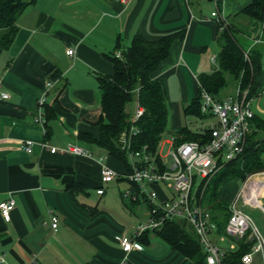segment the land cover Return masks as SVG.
Masks as SVG:
<instances>
[{
	"label": "crops",
	"instance_id": "crops-1",
	"mask_svg": "<svg viewBox=\"0 0 264 264\" xmlns=\"http://www.w3.org/2000/svg\"><path fill=\"white\" fill-rule=\"evenodd\" d=\"M250 1L36 0L22 11L13 42L7 49L0 48V93L8 94L0 98V202L14 200L9 220L0 215V252L7 264H196L152 231L138 241L139 248L121 250L113 236H132L135 227L148 220L149 203L138 186L121 175L130 172L128 156L125 162L118 160L79 133L97 137L94 122L101 115L97 76L112 74L109 55L121 53L136 33L148 40L177 34L152 74L166 87L167 134L183 126L202 131L215 124H198L201 118L186 115L183 109L197 97L199 74L217 68L218 22L227 19L252 30V21L237 14ZM258 34L251 31L249 48L261 53L264 68V37ZM69 48L73 55L66 53ZM48 72L59 75L50 79ZM47 81L52 86L41 108V123L37 101ZM128 103L125 110L132 117ZM47 106L54 112L50 118ZM251 108L255 118L264 122L260 94L251 98ZM25 140L32 141L30 152L23 147ZM68 143L88 149L90 155L49 151V146ZM167 143L171 137L164 136L160 148ZM100 158L118 174L110 182L100 180ZM246 181L259 184L253 205L264 210V171L244 180L230 179L219 199L229 206ZM99 188L102 193H97ZM148 188L161 200L172 195L162 182ZM240 202L241 207L250 204ZM52 215L58 219L55 229L50 225ZM211 220L215 244L225 252H244L249 237L231 238L212 216ZM178 222L195 233L186 221ZM259 231L264 239V231ZM251 264H263L259 253Z\"/></svg>",
	"mask_w": 264,
	"mask_h": 264
},
{
	"label": "trees",
	"instance_id": "trees-1",
	"mask_svg": "<svg viewBox=\"0 0 264 264\" xmlns=\"http://www.w3.org/2000/svg\"><path fill=\"white\" fill-rule=\"evenodd\" d=\"M35 1L0 0L1 49H7L11 45L18 30L16 25L18 16ZM218 1L221 2V0ZM237 14L245 15L252 21V30L227 19L218 22L220 48L216 56L217 68L209 73L199 74L198 94L190 104L184 107L183 111L186 115L205 117L200 111L201 91L221 98L224 97L223 91L233 86L237 88L238 96L245 93V98L250 99L259 95L264 89L261 53L250 49V43L241 42L244 38L249 40L251 31L256 33L258 29L260 33L257 34L264 37V0H251ZM176 35V33L168 34L156 40H148L141 33H136L129 45L121 50L120 56L109 55L113 65L112 74L97 76L101 115L94 124L98 128V135L94 138L90 134L81 132L80 138L96 143L109 155L125 162L127 152L122 147V135L128 133L131 125L134 124L137 132L131 135L129 150H141L144 146L145 152L158 160L160 143L167 133L168 109L165 84L161 79L154 78L152 74L167 57L170 44ZM48 74L50 79H55L59 75L57 72H48ZM134 97L137 104L143 108V112L132 123L131 116L125 110V104L132 101ZM45 111L48 118L54 114L50 106H47ZM250 122L252 129L246 137L242 152L224 162L205 185H199L197 188L196 194H200L201 205L206 207L220 228H224L230 214L228 205L219 199L223 185L234 177L244 180L253 173L264 171V122L258 121L255 116ZM208 136L209 128L195 131L183 126L170 132L173 146L188 140L204 141ZM129 169V171L132 170V168ZM150 231L155 232L196 264H204V253L201 251L197 237L183 222L166 220L160 228L144 230L136 237V240L143 241ZM244 244L243 251L246 252L251 241ZM244 252L226 251L222 264H243L240 258Z\"/></svg>",
	"mask_w": 264,
	"mask_h": 264
},
{
	"label": "built area",
	"instance_id": "built-area-1",
	"mask_svg": "<svg viewBox=\"0 0 264 264\" xmlns=\"http://www.w3.org/2000/svg\"><path fill=\"white\" fill-rule=\"evenodd\" d=\"M66 53L73 55L74 50L69 48ZM116 56H120V53H116ZM45 86L46 88L37 101V118L41 123H43L41 108L47 89L52 86V83L47 81ZM199 95L201 113L204 116L216 118V123L208 127L209 136L206 140H188L175 146L170 143L169 154H162L158 151V160H155L156 157L145 152L144 146L141 150H129L131 135L137 132L134 124L131 125L128 133L122 135V147L126 149L132 170L121 175L138 186L150 206L148 220L139 223L132 236L124 234L113 236V240L120 245L124 253L140 247L136 237L144 230L160 228L166 220H183L193 227L204 249V264H222L221 258L225 249L212 241L211 232L215 224L211 220L210 212L202 207L200 194L198 196L194 193V187L197 180H199V185H205L224 162L235 158L242 152L246 137L252 129L250 121L254 113L251 108V98L246 99L245 93L242 96L236 94L221 98L214 97L206 91H201ZM260 95L264 102V89ZM7 97L8 94L0 93V98ZM142 112L143 108L137 104L135 114L130 118L131 122H135ZM42 145L48 147L46 143ZM31 146V140L24 141L23 147L27 152L31 151ZM49 151L52 154L90 155L88 149L75 143H68L63 147L49 146ZM100 162L102 183L110 182L118 176L117 172L102 158ZM160 182L166 184L167 188L172 191V195L163 200L159 199L155 190L148 188L151 184ZM201 187L202 191L203 187ZM258 190L259 184L246 181L228 206L230 214L224 226L226 235L234 239L244 237L251 239L252 246H248L247 251L240 258L243 264H251L256 253L261 255L264 264V239L251 217L242 209L240 202L256 204L254 201H258ZM102 192L103 188L97 190V193ZM13 207L12 198L0 202V215L4 220H9ZM57 224V217L50 216L51 227L55 229ZM0 262L7 264L1 252Z\"/></svg>",
	"mask_w": 264,
	"mask_h": 264
},
{
	"label": "rangeland",
	"instance_id": "rangeland-1",
	"mask_svg": "<svg viewBox=\"0 0 264 264\" xmlns=\"http://www.w3.org/2000/svg\"><path fill=\"white\" fill-rule=\"evenodd\" d=\"M257 33H260V29L257 30ZM239 38H240V34H239ZM241 40L240 41L242 43H247V44L249 43V40L246 39V38L241 39ZM215 55L217 56V51H216ZM217 65H218V63L216 61V65H214V66L217 67ZM237 92H238V90H237L236 87L229 86L227 89H225L223 91L222 95L229 94L230 96H233ZM253 106H254V102L252 104V107ZM127 108L132 113V115L135 114L136 104H135V100L134 99L127 104ZM191 119H193V118H191ZM215 121H216L215 117L214 116H210V117L201 118L200 120H197L196 123L201 124V122H202L205 125H210V124H213ZM169 137H170L169 134L166 133L165 139L166 138L168 139ZM160 150H161L162 154H169V151L171 150V144L170 143L169 144L168 143L167 144H161ZM168 158L171 159L170 156H168ZM198 182H199V180H198ZM198 184H197V186H198ZM195 186H196V184H195ZM196 189H197V187H194V192L196 191ZM263 204H264V202H263ZM242 209L247 214H249V216H251L253 222L257 225V227L261 230V232L264 231V210L260 206L253 205L251 203L250 204H244Z\"/></svg>",
	"mask_w": 264,
	"mask_h": 264
},
{
	"label": "bare ground",
	"instance_id": "bare-ground-1",
	"mask_svg": "<svg viewBox=\"0 0 264 264\" xmlns=\"http://www.w3.org/2000/svg\"><path fill=\"white\" fill-rule=\"evenodd\" d=\"M257 201H254V203H256Z\"/></svg>",
	"mask_w": 264,
	"mask_h": 264
}]
</instances>
